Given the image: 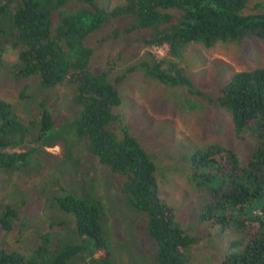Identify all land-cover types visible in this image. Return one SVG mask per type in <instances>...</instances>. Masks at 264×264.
Returning a JSON list of instances; mask_svg holds the SVG:
<instances>
[{
    "label": "trees",
    "instance_id": "16d2710c",
    "mask_svg": "<svg viewBox=\"0 0 264 264\" xmlns=\"http://www.w3.org/2000/svg\"><path fill=\"white\" fill-rule=\"evenodd\" d=\"M246 1L123 0L106 10L93 0H0V70L14 81L35 76L43 87L71 83V101L78 110L63 125L61 132L66 136L55 139L58 131L50 112L41 109L37 117L23 123L0 99V171L12 174L24 169L34 154L27 145L36 142L60 143L63 158L75 167L78 159H70L67 152L84 141L99 163L122 178L125 206L145 216V233L155 245L151 264H187L183 252L196 238L159 197L153 156L116 110L121 103L117 84L124 74L111 82L106 70L90 72L92 49L83 39L111 18L131 15L126 34L136 33L143 46L164 47L163 56L149 52V58L137 64L142 72L162 84L180 85L200 95L202 91L193 87L176 59L189 43L208 48L245 37L263 39L264 6L258 12L243 13ZM70 2L90 7L59 10ZM54 12H58L55 23ZM6 47L15 58L4 68ZM207 102L229 115L236 138H248L252 145L244 158L217 141L188 154L186 179L202 194L197 217L232 236L218 264H264V66L232 72L207 96ZM88 183L95 187L92 179ZM48 186L56 187L51 195ZM43 192L47 193L49 230L39 234L38 244L26 253L6 241L18 217V205L0 202V264H85L86 259L110 264L106 215L95 188L76 195L55 179ZM96 253L103 255L102 260L93 257Z\"/></svg>",
    "mask_w": 264,
    "mask_h": 264
},
{
    "label": "rangeland",
    "instance_id": "374dc122",
    "mask_svg": "<svg viewBox=\"0 0 264 264\" xmlns=\"http://www.w3.org/2000/svg\"><path fill=\"white\" fill-rule=\"evenodd\" d=\"M122 1L93 0V3L108 10ZM263 6L264 0H247L242 12L255 13ZM78 7L90 6L70 2L59 10L72 11ZM57 13L53 14V23ZM132 21L131 15L117 16L84 37L83 44L92 49L88 70L92 73L106 70L111 82L124 74L117 84L121 103L116 110L131 134L153 156L159 197L173 208L183 228L196 238L183 252L187 264H218L232 236L228 230L222 231L218 225L198 219L202 194L186 179V158L194 148L214 141L231 148L241 158L250 151L251 141L235 137L229 115L209 105L207 96L232 72L264 66V38L245 37L208 48L197 43L185 45L176 61L189 75L193 87L202 91L195 95L185 87L162 84L142 72L137 64L148 59L149 52L163 56L164 47L143 46L135 39L136 33L126 34L124 29ZM14 58L15 53L6 47L4 68ZM134 64L135 69L125 71ZM73 91L69 82L43 87L35 76L14 81L4 69L0 70V99L9 103L23 123L37 117L41 109L50 112L58 131L55 139L66 136L61 132L63 125L77 114L71 101ZM27 146L34 154L24 169L12 174L0 171V202H13L19 208L13 230L6 236L10 245L26 253L38 244V235L49 230L47 193L43 188L56 179L76 195L95 188L106 215L110 264H151L155 245L145 233V216L125 206L120 191L122 178L99 163L87 151L84 141L71 145L67 152L70 159H78L75 167L65 161L64 149L58 142L52 146L41 142ZM89 179L95 187L86 184ZM47 189L51 195L56 187ZM93 257L102 260L103 255L96 253ZM85 264L92 262L86 259Z\"/></svg>",
    "mask_w": 264,
    "mask_h": 264
}]
</instances>
